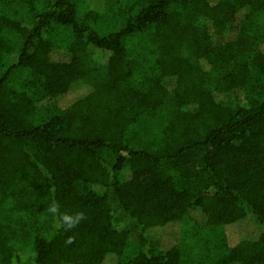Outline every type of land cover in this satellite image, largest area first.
Returning a JSON list of instances; mask_svg holds the SVG:
<instances>
[{"label": "trees", "instance_id": "1", "mask_svg": "<svg viewBox=\"0 0 264 264\" xmlns=\"http://www.w3.org/2000/svg\"><path fill=\"white\" fill-rule=\"evenodd\" d=\"M263 46L264 0H0V264H264Z\"/></svg>", "mask_w": 264, "mask_h": 264}, {"label": "rangeland", "instance_id": "2", "mask_svg": "<svg viewBox=\"0 0 264 264\" xmlns=\"http://www.w3.org/2000/svg\"><path fill=\"white\" fill-rule=\"evenodd\" d=\"M90 4L95 6H100L104 4V0H89ZM264 48V46H263ZM54 57L57 56V53H54ZM73 100L72 94H67L63 98L58 100L59 104L67 105ZM259 230V226L253 220H247L244 222H240L238 224L233 225L232 227L228 228V233L231 234L233 237L243 235L246 233H255Z\"/></svg>", "mask_w": 264, "mask_h": 264}, {"label": "clouds", "instance_id": "3", "mask_svg": "<svg viewBox=\"0 0 264 264\" xmlns=\"http://www.w3.org/2000/svg\"><path fill=\"white\" fill-rule=\"evenodd\" d=\"M55 209H53V211H54Z\"/></svg>", "mask_w": 264, "mask_h": 264}]
</instances>
